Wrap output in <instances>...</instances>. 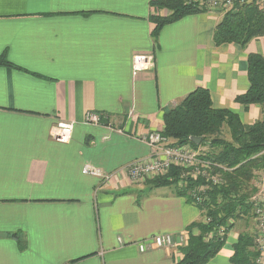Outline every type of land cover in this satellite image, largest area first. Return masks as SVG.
<instances>
[{
  "label": "crops",
  "instance_id": "crops-1",
  "mask_svg": "<svg viewBox=\"0 0 264 264\" xmlns=\"http://www.w3.org/2000/svg\"><path fill=\"white\" fill-rule=\"evenodd\" d=\"M153 0H0V264H176L178 247L138 245L155 234H181L202 220L197 205L159 187L143 192L122 170L150 154L140 139L197 86L215 108L242 123L258 105L235 97L249 87L247 56H264V36L245 47L216 44L222 10L165 24L156 40ZM154 67L133 75L132 58ZM86 111L106 117L85 123ZM73 122L67 143L52 137ZM90 164L110 179L84 175ZM251 222V221H250ZM236 222L205 264H232ZM248 230H250L248 228ZM194 234L197 229H192Z\"/></svg>",
  "mask_w": 264,
  "mask_h": 264
},
{
  "label": "trees",
  "instance_id": "trees-1",
  "mask_svg": "<svg viewBox=\"0 0 264 264\" xmlns=\"http://www.w3.org/2000/svg\"><path fill=\"white\" fill-rule=\"evenodd\" d=\"M153 10L166 9L167 15L152 14L154 28L151 32L156 40L160 29L181 17L207 11L198 0H153ZM264 36V7L258 0L236 2L223 11L221 19L213 31L216 44L235 43L245 47L251 40ZM0 65L10 64L0 56ZM248 89L235 97V101L244 105H258L260 117L251 124L242 123L238 114L226 108H215L207 88L197 86L176 106L163 116L162 133L176 144L190 145L194 149L206 146L209 151L201 150L200 156L226 168L214 167L221 175L219 184L211 185L206 190L204 199L196 203L194 196L197 188L205 183L201 178H187L183 186L179 167H172L165 175L148 179L149 189L174 187L175 194L197 205L202 220L192 223L186 230L187 240L180 248L183 256L176 264H205L215 256L225 243L228 232L236 222H244L247 230L237 236L233 244L232 264H254L257 255L255 233H250L246 218L252 217L249 197L256 191L253 184L257 173L264 166V56L249 53L247 56ZM226 127L230 140L223 138L222 130ZM199 136V144L191 137ZM202 153L204 155H202ZM224 226L222 235L217 228ZM192 229H197L194 234ZM212 231L213 236L205 240V235Z\"/></svg>",
  "mask_w": 264,
  "mask_h": 264
},
{
  "label": "built area",
  "instance_id": "built-area-1",
  "mask_svg": "<svg viewBox=\"0 0 264 264\" xmlns=\"http://www.w3.org/2000/svg\"><path fill=\"white\" fill-rule=\"evenodd\" d=\"M207 11L222 10L226 11L232 7L236 2H245L248 0H198ZM264 7V0H258ZM154 67V59L151 53H138L132 58V73L136 75L139 72L151 70ZM85 123L102 124L106 121V117L94 111H86L84 115ZM73 122L59 121L52 131V137L60 142H69L73 132ZM140 139L144 141L150 148V154L145 158H138L132 160L123 166V171L126 177L132 183H142L145 180L153 177L165 175L172 167H179L180 180L183 178H191L197 180L201 178L205 183L198 187L194 196L196 203L201 202L206 190L211 185L219 184L221 175L215 173L214 167L226 169L219 164H216L209 159L202 158L200 152L190 145H178L173 143L166 137L162 131L152 130L141 136ZM264 152V151H263ZM84 175L93 176L99 179L100 185L106 183L112 173H105L100 168L94 167L90 164H84L81 168ZM259 181L256 192L249 197L251 204L253 221L255 223V249L257 255L254 264H264V166L258 174ZM204 223L209 221V218L204 216L202 218ZM225 227L219 226L217 234L222 235ZM213 236V232H208L204 239L209 240ZM187 240L186 232L181 234L162 233L155 234L147 241L141 242L138 247L140 251H145L148 248H175L185 244Z\"/></svg>",
  "mask_w": 264,
  "mask_h": 264
},
{
  "label": "rangeland",
  "instance_id": "rangeland-1",
  "mask_svg": "<svg viewBox=\"0 0 264 264\" xmlns=\"http://www.w3.org/2000/svg\"><path fill=\"white\" fill-rule=\"evenodd\" d=\"M260 109V108H259ZM222 136H223V138H225V139H227V140H230V135H229V132H228V130H227V128L226 127H224L223 128V130H222ZM173 143H175L176 144V142H175V140H172V139H170ZM199 152H200V154H201V150L205 153V152H207V151H209V149L206 147V146H203V147H200L199 149H197ZM202 155H204L203 153H202ZM261 171V170H260ZM259 171V172H260ZM259 172L257 173V176H258V174H259ZM187 178H183L182 179V181L181 182H178V186H183L184 185V183H185V180H186ZM148 180H145V181H143L141 184V187H142V191L143 192H146V193H148L149 192V184H148V182H147ZM258 181H259V177H257V178H255L254 179V181H253V184L255 185V187H256V189H257V186H258ZM199 187H201V185L199 186ZM171 188H174L173 186L171 187ZM256 192V191H255ZM254 192V193H255ZM253 193V194H254ZM247 219V222H248V225H249V229H250V233H255V223H254V221H253V216L251 217V218H246ZM251 221V222H250Z\"/></svg>",
  "mask_w": 264,
  "mask_h": 264
},
{
  "label": "water",
  "instance_id": "water-1",
  "mask_svg": "<svg viewBox=\"0 0 264 264\" xmlns=\"http://www.w3.org/2000/svg\"><path fill=\"white\" fill-rule=\"evenodd\" d=\"M191 140H192L194 143L199 144L200 141H201V137H199V136H193V137H191Z\"/></svg>",
  "mask_w": 264,
  "mask_h": 264
}]
</instances>
